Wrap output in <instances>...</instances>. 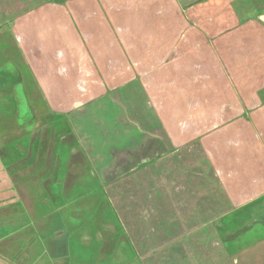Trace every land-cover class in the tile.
Wrapping results in <instances>:
<instances>
[{"label": "rangeland", "instance_id": "1", "mask_svg": "<svg viewBox=\"0 0 264 264\" xmlns=\"http://www.w3.org/2000/svg\"><path fill=\"white\" fill-rule=\"evenodd\" d=\"M104 1L106 0H68V3L75 6L81 3L102 6ZM124 1L121 0V3ZM141 2L142 4L137 6L140 9L138 11L124 9L117 11L114 15L115 22H111L108 11H102L103 9L100 13L98 12L99 14L85 12L90 16L96 15L91 24L89 21L77 23L74 18L76 12H69V18L68 15L65 16V13L57 12L56 18L60 25L56 24L57 28L52 26V31L60 30L68 46L67 61L66 63L62 61L61 64L68 69L66 74L62 72L61 75L57 72L52 73V69L59 64L57 58L50 61L53 62V68L47 66V62L39 60L42 55L43 58L45 56L46 48L43 46L45 39L43 35L33 33L32 27L27 26L29 22L15 19L13 27H11L12 23H9L8 27L2 23L1 25L5 26L2 30L10 29L12 35L14 33V38L9 35L0 37V63L7 60L4 54L8 52L9 57L14 58L19 66L20 70H16L17 77L21 74L24 79V81L22 79L24 90L18 87L14 93H4V97L20 104L22 111L20 118L22 119L23 116L25 120L29 118L31 110H35L38 112L37 116L43 118L45 107L46 109L57 107L56 113L65 116L68 107L91 99L93 102L79 114V125L85 127L87 134L95 138L96 148L98 147V153L103 158L109 150L107 145L111 143L106 144L103 139L118 134L123 136L121 133L124 131L116 133L112 131V126L125 115L129 123L134 121L140 123L141 132L137 134L139 137H142L141 135L149 138L159 137L162 142L164 141L165 155L163 157L165 159H160L161 163L158 167H162L164 173L158 171L156 175L164 174L162 181L165 187L161 188L160 184L156 185V188L148 187L147 213L143 215L142 221L140 216L144 214V209H137L141 196L138 188L130 189V186H127L130 189L129 196L124 194V197L128 198L127 207L132 212V216L127 215V218H131L132 221L125 219V222L129 227L130 239L144 255V263L246 264L242 263L241 252L235 253V250L250 244L252 238H246L247 240L245 239L242 244L228 247L221 242L223 246L219 247L220 245H216L217 236L214 235L217 227L212 225V220L217 219L220 213L230 207V200L238 201L241 196L242 198L258 196V192H262L263 189L256 185V188L248 186L255 184L252 178L255 174L245 173L242 170L237 173L239 169L234 162L227 159L228 168L220 165V161L225 160L224 157H231L228 154L222 157L218 151H225V147L230 148L227 142L234 136L230 137L228 133H224L221 137L218 129L225 122L235 120L236 112L240 109L242 88L257 85L264 80V21L262 19L264 0H203L201 5L190 10L184 9L185 3L181 0H141ZM176 4L179 7H176ZM85 14L81 17H86ZM125 18L130 19L132 24L133 38L131 36L130 44L127 41L123 42L126 39L123 34L127 28L119 26ZM209 23L216 27L211 29ZM113 30L115 33L112 32ZM77 31L80 36H97L94 38L96 44L80 43ZM2 33L0 31V34ZM115 34L119 36L118 41L111 38ZM107 36H109L108 44L103 39ZM18 37H20L19 40ZM23 38L21 45L18 41ZM31 39L36 40V43H33L34 47ZM92 47L95 49L93 50ZM124 49L125 52L131 53L130 60L127 54L124 56ZM22 50H28L30 56L32 54L35 58L34 69L40 75L39 80L36 76L35 78L41 85V89L33 82L29 68L23 65ZM103 51L104 57L100 53ZM105 52L112 55L114 53L116 58L121 57L115 60L117 71L122 65L130 69V72L125 70L122 72L125 75L110 73L95 75L108 71L113 62L108 60ZM11 54L13 56H10ZM145 56L152 58L146 63L142 60ZM47 58H49L48 55ZM140 62H144L142 66ZM6 67L11 71V78L15 79L10 65ZM155 68L160 70L157 71ZM213 68L219 70L214 71ZM154 69L155 73H153ZM223 69L225 70L222 71ZM221 71L218 80L215 78V73ZM13 72L15 73V70ZM141 72H150V77L141 76ZM127 78L128 82L132 78L128 87L110 91V86H122ZM206 79L207 81H204ZM147 80L150 84L146 82ZM105 82L109 89L107 92H104ZM221 83L227 84V88L223 91H215L217 84ZM209 84L212 85L213 92H210ZM213 95L215 99L212 98ZM206 96L214 101L207 99ZM2 106L4 112L10 111L9 105L4 103ZM55 116L57 114H53V117ZM243 123L249 125L250 129L251 126L254 127V122L246 118ZM241 125L244 142H246L251 138L252 129L247 130L243 124L234 128V121L230 128H234L233 132H235ZM34 126L31 124L24 126L16 122L14 124L0 123L1 130L5 127L9 128L6 131L8 135L1 142H11L23 137L28 141L26 136L31 134L30 130ZM38 126L39 128L35 126V131L39 132L42 123ZM130 132L134 134L135 128H131ZM210 135H212L211 140H209ZM237 141L231 140L233 144L240 143V146H243L242 141L239 143ZM167 146L169 148L181 146L179 154L175 152L174 159L168 157L173 152L172 149H168L166 153ZM202 147L211 148L209 153L212 152V157H204V152L201 151L195 156ZM258 148L261 150L264 148L262 143ZM27 149L29 151L24 150L22 153L21 163L28 166L32 164L33 157H31L30 148ZM244 151L245 159L243 160L249 163L246 159H249L248 152L251 148ZM154 164L152 163L148 168L150 171L154 170ZM220 167L222 172L219 170ZM218 176L227 181H220ZM244 184L247 185L242 187ZM237 216L233 221L234 226L238 220ZM218 222L223 223L222 220ZM189 228L192 230L200 228V231L211 232V236L204 233L189 242L184 241L175 248L171 244L174 234ZM183 248L189 250L185 257ZM194 251L195 253H192ZM257 253L258 251L254 257H257ZM261 260H263L261 263L250 261L248 264H264V257Z\"/></svg>", "mask_w": 264, "mask_h": 264}, {"label": "crops", "instance_id": "2", "mask_svg": "<svg viewBox=\"0 0 264 264\" xmlns=\"http://www.w3.org/2000/svg\"><path fill=\"white\" fill-rule=\"evenodd\" d=\"M181 1L185 3L183 4L184 9L190 10L201 5L203 0ZM126 2V0L123 3L121 0H112V2L106 0L102 6L84 3L75 6L74 4L69 5L68 0H0V31L3 32L0 37L9 35L14 38V33L12 35L10 29L7 31L2 29L5 26L8 27L9 23H12L11 27H13L15 19L29 22L30 24L27 26L32 27L33 33L43 35V39H45V43L43 42V46L46 48L45 56L43 58L42 55L39 60L47 62L46 65L53 68V62L50 61L57 58L59 64L55 69H52V73L56 74L57 72L61 75L63 72L66 74L68 68L61 66L62 61H65L64 63L67 61L66 38H62L60 30L52 31V26L57 28L56 24H59L56 13H65V16L68 15L69 18V12H76L74 18L77 23L89 21L91 24L96 15L90 16L85 12L95 14L93 12L100 13V10L103 9L102 11H108L111 22H115L114 15L117 11L120 9L138 11L140 9L137 6L142 4L141 0H130L127 2L128 4ZM190 4L191 6H188ZM175 6L179 7L178 4ZM83 14L86 17H81ZM2 23L5 26H2ZM131 25L130 19L127 20L126 18L119 25L127 28L123 34L126 36V39L123 38V42L127 41L128 44L132 42L131 36L133 38ZM209 27L212 29L216 25L209 23ZM77 29L80 28L77 27ZM109 36L103 37L107 44L109 43L107 41ZM95 37L97 36L78 35L77 38L80 43L93 42L96 44ZM118 37L115 34L111 38L118 41ZM19 39L20 37H18ZM31 40L34 47L33 43H36V40ZM23 41L24 38L18 43L21 44L20 42ZM14 42L16 41L14 40ZM95 47L92 49L94 50ZM24 51L23 65L29 68L33 82L36 87L41 89V85L36 82V78L39 80L40 75L34 69L35 58L32 54L30 56L28 50ZM100 53L104 57V51ZM105 54L108 60H113L111 65H114L112 67L110 65L108 71L95 75L107 73L125 75L122 73L125 70L130 72V69L124 68L122 65L118 71L116 70L115 60L121 57L116 58L114 53L112 55L105 52ZM123 54L124 56L127 54L128 60H130V52H125L124 49ZM4 56L7 60L0 63V101L9 105L10 111L4 112L3 104L0 102V123L14 124L16 122L24 126L30 124L34 126L35 124L36 128H39L38 124L42 123V126H40L39 132L35 131V126L30 130L31 134L26 136L28 141L23 137L11 142H1L8 135L6 131L9 128L0 129V264H147L144 263V255H142L141 249L130 239L131 234L125 219L131 222V218H127V215L132 216V212L127 207L128 198L124 197V194L129 196L130 189L138 188L141 196L137 209H144V214L140 216L142 221L147 213V189L156 188V185L159 184L161 188L165 187L162 181L164 174L156 175L158 171L164 173L162 167L158 168L161 163L160 159H165L163 157L165 155L164 141L162 142L159 137L149 138L146 135H141L144 138L139 137L140 123L138 121L129 123L125 115L112 126V131L116 133L117 131H124L121 133L123 136L118 134L103 139L106 144L111 142L107 145L109 150L106 157L103 158L98 153L95 138L87 134L85 127L79 125V114L83 113L86 106L93 102L91 99L77 102L73 107H68L65 116L56 113L57 107L46 109L44 105L45 116L43 118L37 116L38 112L31 110L28 119L25 120L23 116L21 119L20 104L15 100L10 99V101L5 98L4 93H14L18 87L23 88L24 79L21 74L17 77L18 71L16 72V70L20 69L14 58L9 57L8 52ZM151 58V56H145L142 60L146 62ZM47 59L49 60L47 61ZM144 62H140V65L142 66ZM7 65H10L15 79L11 78V71L7 69ZM155 69L160 70L159 68ZM213 69L214 71L219 70L218 68ZM222 71L215 73V78L218 79ZM155 72L156 70L153 71V73ZM150 74V72H146L142 73L141 76L150 77ZM130 79L132 81V78ZM131 81L128 82L127 78L122 86L112 85L110 91L122 87L126 88ZM261 83L263 84L260 85ZM209 87L210 92H213L211 84ZM226 88L227 84H217L215 91H223ZM242 89L241 104L238 105L240 109L236 112L235 120H233L234 128L243 124L247 130L250 129L249 125L243 123L245 118L254 122V127L251 126V138L244 142L242 125L233 132L234 128H230L233 121L225 122L218 129L219 135L223 137L224 133H228L230 137L234 136L231 140L237 141L238 139L237 142L242 141L243 146H240V143L233 144L228 139L227 143L230 148L224 146L225 151L220 150L218 152L222 157L228 154L231 158L224 157L225 160L220 161V165L222 167L225 165L228 168L227 161L230 160L238 167L237 173L242 170L245 173L255 174L252 177L255 184L248 186L256 188V185L261 187L263 191H259L258 196L250 198H242L243 196H241L238 201L237 199L230 200V207L220 213L217 219L212 220V225L217 227L214 235L217 236L216 245H220L219 247L223 246L221 242L228 247L234 244H242L246 238H252L250 244L235 250V253L241 252L242 263L248 264L250 261L261 263L263 261L261 259L264 257V148L262 150L258 148L261 143L264 147V80H261L257 85ZM107 91L109 89L107 82H105L104 92ZM206 98L209 99L208 96ZM212 98L215 99V95ZM209 100L214 101L213 99ZM53 114H57V116L53 117ZM133 127L136 131L134 134L130 132ZM228 130L230 132H227ZM259 132L262 135H259ZM37 135L38 137H36ZM211 139L212 135L209 137V140ZM220 139L225 140L226 138ZM28 147L33 160L32 164L27 166L22 165L21 157L24 150L27 152ZM248 148H251V151L248 152L250 153L249 159H246L249 163L243 160L245 159L244 150ZM168 149H172L173 152L168 157L173 158L175 152L179 154L181 146L176 148L167 146L166 153H168ZM210 149L202 147L195 156L201 151L204 152V157H212V152L209 153ZM152 163H155V166H153L154 170L150 171L148 168ZM219 170L221 171V167ZM153 175L155 176L153 177ZM144 177L148 180H145ZM218 178L220 181H227L225 178L221 179V176ZM246 185L244 184L242 187ZM127 186H130V189ZM175 187L177 188L178 184ZM236 216L238 220L234 226L233 221H235ZM220 220L223 223L218 222ZM199 227L201 228V226ZM200 228H195L197 230L189 228L174 234L171 244L176 248L184 241L189 242L198 235H204V233L206 235L208 231H200ZM95 234L98 240H96ZM207 234L211 236V232ZM96 243H98L97 246ZM186 249H182L185 251L184 257L189 252ZM257 251V257H254ZM251 256L253 257L251 258Z\"/></svg>", "mask_w": 264, "mask_h": 264}, {"label": "flooded vegetation", "instance_id": "3", "mask_svg": "<svg viewBox=\"0 0 264 264\" xmlns=\"http://www.w3.org/2000/svg\"><path fill=\"white\" fill-rule=\"evenodd\" d=\"M94 236L97 238L96 234H95ZM96 238H95V239H96ZM96 240H98V238H97ZM94 242H95V241H94ZM98 243H99V246H100V241H99ZM98 243H96V246L98 245Z\"/></svg>", "mask_w": 264, "mask_h": 264}, {"label": "bare ground", "instance_id": "4", "mask_svg": "<svg viewBox=\"0 0 264 264\" xmlns=\"http://www.w3.org/2000/svg\"><path fill=\"white\" fill-rule=\"evenodd\" d=\"M262 19L264 20V16L262 17Z\"/></svg>", "mask_w": 264, "mask_h": 264}]
</instances>
